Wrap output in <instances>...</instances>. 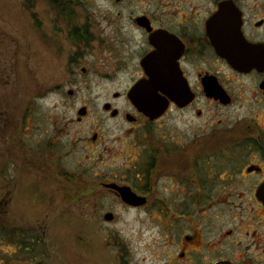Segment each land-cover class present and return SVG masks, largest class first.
I'll return each mask as SVG.
<instances>
[{
    "label": "flooded vegetation",
    "instance_id": "af4514ba",
    "mask_svg": "<svg viewBox=\"0 0 264 264\" xmlns=\"http://www.w3.org/2000/svg\"><path fill=\"white\" fill-rule=\"evenodd\" d=\"M100 1L110 9L131 10L126 17L116 12L111 20L124 24L122 50L113 49V56L117 69L128 74L121 96L129 108L121 111L105 102L103 111L130 127L126 143L134 153L119 170L94 175L84 185L74 181L72 193L64 192L75 203L89 202L87 208L76 209L78 230L83 227L92 235L103 224L115 223L112 206L117 205L125 212L143 213L142 224L155 231L153 263L264 264V0H91ZM53 4L56 14L64 16L60 3ZM89 20L69 33V42H82L84 50L97 39ZM59 52L53 49L56 62ZM13 62L18 63L11 55L0 61L8 73L7 78L0 75V84H16ZM42 62L27 58L26 70L29 66L35 73L45 66ZM136 84L158 87L152 100L164 107L157 115L147 116L131 103L128 93ZM8 86L4 100L10 105L14 91ZM82 109L85 114L78 111V122L89 115ZM26 112L28 124V100ZM99 137V131L91 133L92 147ZM42 145L26 144L18 157L28 174L35 170L32 174L47 175L28 184V197H44L41 192L49 182L64 185L48 175L45 161L54 152ZM13 148L6 156L16 166ZM0 179V216H6L20 181ZM120 189L137 205L124 202ZM19 241L18 251L28 254L26 240ZM126 248L122 241L119 264H137Z\"/></svg>",
    "mask_w": 264,
    "mask_h": 264
},
{
    "label": "rangeland",
    "instance_id": "374dc122",
    "mask_svg": "<svg viewBox=\"0 0 264 264\" xmlns=\"http://www.w3.org/2000/svg\"><path fill=\"white\" fill-rule=\"evenodd\" d=\"M56 2L60 3L64 16L56 14L53 4ZM110 7L103 1L93 3L91 0H0V34L4 39L0 41V61L11 55L12 60L18 62H13L16 84H0V177L6 181L14 178L20 181L18 194L6 206L7 215L0 216V264H119L120 256L124 255L122 241L130 251L131 261L162 264L152 262L155 231L148 223L142 224L143 213L125 212L114 205L112 212L118 220L103 224V228L99 227L90 235L83 227L78 230L75 217L76 209L87 208L89 202L75 203L73 198L64 195L67 191L72 193L69 188L74 181L84 185L94 175L115 172L120 166H126L123 162L133 158L134 151L126 143L130 127L121 118L113 119L103 111L105 102L121 111L129 108L121 96L128 87V74L117 69L116 56H113V49L122 50L120 43L124 31L120 26L124 24L115 25L117 21L111 20L117 18L114 13L120 12L121 17H126L131 10ZM87 17L93 22L97 39L84 50L82 42H69V33L72 27H80ZM58 18L64 19L63 24ZM54 48L60 50L57 62ZM27 58L43 61L45 66L39 65L32 73L29 66L26 70ZM69 62L78 65L70 66ZM81 68L87 70L85 75ZM3 72L0 68V75L7 78L8 73ZM27 80L28 83L46 81L47 84H26ZM8 85L14 91L10 105L4 100L10 94ZM114 94L120 97L113 98ZM84 107L89 115L78 122V111ZM180 128L179 132H184V128ZM98 131L99 142L92 147L91 133ZM36 142H42V146L54 152L45 161V167L48 175L64 183L59 187L49 182L52 190L42 189L44 197H28V184H36L47 175L32 174L35 170L28 174V169L18 159L22 151L24 155L26 144L34 147ZM12 145L16 166L6 156ZM38 150L34 149L37 154ZM5 230L15 238L9 240ZM20 237L26 240L28 254L17 249Z\"/></svg>",
    "mask_w": 264,
    "mask_h": 264
},
{
    "label": "water",
    "instance_id": "95a60500",
    "mask_svg": "<svg viewBox=\"0 0 264 264\" xmlns=\"http://www.w3.org/2000/svg\"><path fill=\"white\" fill-rule=\"evenodd\" d=\"M227 59L231 60V57L225 56ZM158 89L153 84L142 85L136 84L128 93V97L131 103L136 107L139 111L143 112L147 116H152L156 113V115L160 112V107L163 109V104H156L152 97L154 96L155 91ZM108 109V106L105 107ZM80 115L85 114V109L79 110ZM114 116V114H112ZM119 192L122 195V200L130 205H137V201L131 195H124L126 192L123 189H120ZM110 219V217L108 218Z\"/></svg>",
    "mask_w": 264,
    "mask_h": 264
},
{
    "label": "trees",
    "instance_id": "16d2710c",
    "mask_svg": "<svg viewBox=\"0 0 264 264\" xmlns=\"http://www.w3.org/2000/svg\"><path fill=\"white\" fill-rule=\"evenodd\" d=\"M23 251H25V250L23 249Z\"/></svg>",
    "mask_w": 264,
    "mask_h": 264
}]
</instances>
